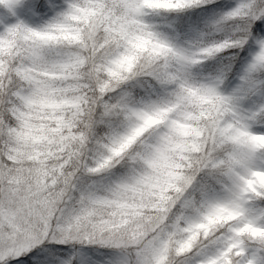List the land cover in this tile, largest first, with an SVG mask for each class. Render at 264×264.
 <instances>
[{
  "label": "snow or ice",
  "instance_id": "6c2138e0",
  "mask_svg": "<svg viewBox=\"0 0 264 264\" xmlns=\"http://www.w3.org/2000/svg\"><path fill=\"white\" fill-rule=\"evenodd\" d=\"M0 264H264V0H0Z\"/></svg>",
  "mask_w": 264,
  "mask_h": 264
}]
</instances>
